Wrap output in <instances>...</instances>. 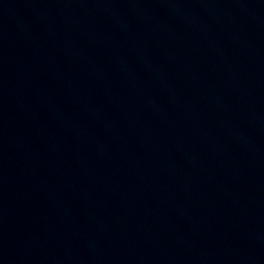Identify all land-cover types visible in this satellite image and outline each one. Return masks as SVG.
I'll return each mask as SVG.
<instances>
[{"label": "water", "instance_id": "1", "mask_svg": "<svg viewBox=\"0 0 264 264\" xmlns=\"http://www.w3.org/2000/svg\"><path fill=\"white\" fill-rule=\"evenodd\" d=\"M0 264H264V0H0Z\"/></svg>", "mask_w": 264, "mask_h": 264}]
</instances>
